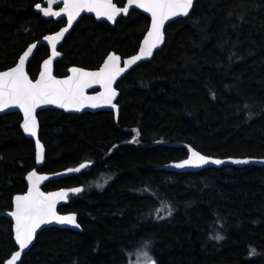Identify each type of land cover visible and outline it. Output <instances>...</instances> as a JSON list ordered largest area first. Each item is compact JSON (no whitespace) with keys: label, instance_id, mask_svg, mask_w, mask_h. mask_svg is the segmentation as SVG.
I'll return each instance as SVG.
<instances>
[{"label":"trees","instance_id":"16d2710c","mask_svg":"<svg viewBox=\"0 0 264 264\" xmlns=\"http://www.w3.org/2000/svg\"><path fill=\"white\" fill-rule=\"evenodd\" d=\"M42 1L0 0V71L64 25L34 11ZM148 24L135 10L112 27L82 17L63 41L54 75L96 69L110 52L133 55ZM164 33L161 50L116 85L117 121L110 112L38 113L40 172L89 166L42 187H83L59 208L77 216L81 231L44 229L22 264H127L146 243L158 264H264V168L159 169L185 159L188 146L214 158H264V0H196ZM47 55L37 48L31 78ZM20 123L17 113L0 116V212L11 210L36 167ZM11 227L0 217V264L15 251ZM217 233L224 239L210 238Z\"/></svg>","mask_w":264,"mask_h":264},{"label":"snow or ice","instance_id":"6c2138e0","mask_svg":"<svg viewBox=\"0 0 264 264\" xmlns=\"http://www.w3.org/2000/svg\"><path fill=\"white\" fill-rule=\"evenodd\" d=\"M63 3V8L59 11L53 10L52 5L57 4L58 0H47V7L40 3L35 8L45 17L67 16L68 26L62 28L54 36H45L44 39L51 45L52 55L43 61L42 70L39 77L33 79L26 71V62L33 54L36 44H31L19 56L15 66L0 71V111L6 108L18 107L24 116L22 128L29 135L37 136V118L36 109L40 105L55 104L59 108H74L79 111L87 106L97 107V101L103 100L104 103L116 108L113 100L118 96V92L113 87L114 82L126 70H130L137 62L144 58L152 57L153 50L157 49L165 41V22L174 17L188 16L193 7L194 0H127L125 7H118L113 0H59ZM135 8L143 9L150 13L151 25L141 42L139 53L123 61V67L120 66L121 57L115 53H109L104 60L103 65L96 71H87L83 68L72 67L69 69L71 75L63 79H58L53 73V60L60 53L56 50L57 38L63 37L73 21L80 16L81 12L87 11L95 13L97 17H104L109 21H115L121 14H130ZM93 84H98L103 89L95 96L85 95V89L91 88ZM190 155L187 159L175 164L177 168L185 166L199 167L209 163L220 165L224 161L202 155L200 152L189 149ZM43 159V145L39 139H36V161L39 163ZM231 159V158H230ZM234 164H248L252 158L231 159ZM264 162V161H261ZM87 164L81 163L77 168H70L69 173L80 172L86 168ZM28 189L23 194H17L13 198V209L9 215L14 219V239L19 246L11 258L5 261V264H17L20 260L22 251L28 249L37 235V230L42 225L56 221L62 225H74L79 228L75 214L57 215V200H66L69 194H79L83 191L81 187L60 189L57 192H43L40 190V183L49 179L47 175H40L36 170L30 171L26 177ZM110 179V178H109ZM103 187V185H97ZM167 214L170 216L172 210L168 206ZM163 219V217H159ZM216 241L224 239L223 234L217 233L210 237ZM148 247L146 243L145 248ZM145 259L143 264H158V262L149 255V252L142 249L140 252ZM250 256L256 255V250L251 249ZM22 264V260H20Z\"/></svg>","mask_w":264,"mask_h":264},{"label":"water","instance_id":"95a60500","mask_svg":"<svg viewBox=\"0 0 264 264\" xmlns=\"http://www.w3.org/2000/svg\"><path fill=\"white\" fill-rule=\"evenodd\" d=\"M113 2L115 3V0H113ZM195 2H196V0H194V3H195ZM40 4H41L42 6H44V7H47V6H48V4H47V0H43ZM126 4H127V0H125V2H124V4H123L122 7H125ZM193 5H194V4H193ZM52 7H53V10H55V11H59L61 8H63V3H62V2H59V0H58V3L52 5ZM122 7H121V8H122ZM132 7L135 9V11L140 12L141 14H143V15L148 19V21H149L148 28H149L150 25H151V15H150V13H146V12H144L143 9L135 8L134 5H133ZM192 8H193V7H192ZM192 8L190 9L189 14H190ZM34 11H35L37 14H39V15L41 16V18H43V19H45V20H52V21H54V22H58V21H61V20L64 21L65 24H64L63 27H61V29H62V28H65V27L68 26V24H67V16H66L65 14H62L61 17H45L42 13H40V12L35 8V6H34ZM130 12H131V11H130ZM84 16L92 17V18H94V20H95L96 22H106L109 26H113V25L115 24V22H116L118 19H120V18H126V17L128 16V14H121L120 16H118V17L116 18L115 21H109V20H107V19L104 18V17H97L95 13H89V12H87V11L81 12L80 16H78V17L73 21V25L69 28L68 32H66V33L64 34L63 37L57 38V47H56V50L60 53V55L57 56V57H55L54 60H53V73H54V64L56 63V61H58L59 59L62 58V53L59 51V49H60V47L62 46L64 39H65V38L67 37V35L71 32V30H72V28L74 27V25H75V24H76V23H77L82 17H84ZM188 16H189V15H188ZM188 16H186V17H185V16L174 17V18H172L170 21H166V22H165L164 32H165V29H166V27H167L168 25H170L171 23H173V22L176 21V20H179V19H185V18H187ZM148 28H147V30H146L144 36L142 37V39H141V41H140V43H139V45H138V48H137L136 52H135L133 55L128 56V57H126V58H123V59L121 58V60H120V66H121V67L124 66V65H123V61H124V60H126V59H128V58H130V57H132V56H134V55H137V54L139 53V49H140V46H141V42L143 41V39H144V37H145V35H146L147 31H148ZM61 29H59L58 31H56V32H54V33H52V34H48V35H45V36H54L55 33L59 32ZM45 36H44V37H45ZM44 37H42L41 39H39L38 41H36V42H34V43H31V44H36V48L33 50V54L29 57V60L26 62V71H27V67H28L29 62H30V60L32 59V57L34 56V54H35V52H36V50H37L38 47H46V48L48 49L49 53H48V57H47L46 59H48V58L52 55L51 45L48 43V41H46V40L44 39ZM31 44H29V45H31ZM163 44H164V43H162L157 49H154V50H153V56H154V54H155L156 52H158L159 50H161V48L163 47ZM29 45H28V46H29ZM28 46L24 49V51L28 48ZM24 51H23V52H24ZM23 52H22V53H23ZM22 53H21V54H22ZM110 53H114V52H110ZM21 54H20V55H21ZM107 56H108V55H107ZM107 56H106V57H107ZM118 56H119V55H118ZM153 56H152V57H153ZM106 57H105V59H106ZM152 57H148V58H144V59H142L141 61L137 62V64H136L135 66H133L130 70H132L134 67H136L137 65H139V64H141V63H144V62H148V61H150V60L152 59ZM18 59H19V57H18ZM18 59H17L16 62H18ZM46 59H44V60H46ZM105 59H104V60H105ZM44 60H43V61H44ZM104 60H103V62L101 63V65L99 66V68L103 65ZM42 64H43V62H42L41 65H40L39 72H38L36 78L39 77V73H40V71L42 70ZM14 66H15V65H14ZM73 67H76V66H73ZM70 68H72V67H70ZM70 68H69V69H70ZM79 68H80V67H79ZM99 68H98V69H99ZM69 69H68L67 75L62 76V77H58V76H56V77H57L58 79H63V78H65L66 76L71 75V73L69 72ZM83 69H84V68H83ZM98 69H95V70H88V69H85V70H87V71H96V70H98ZM130 70H126L125 73H123L120 77H118L117 80L114 82L113 87L116 88V85L118 84V82H119V81H120V80H121V79H122V78H123V77H124L129 71H130ZM3 71H4V70H3ZM36 78H35V79H36ZM116 90H117V89H116ZM102 91H103V89L100 87V85H98V84H93L91 88H87V89H85V95H88V96H95V95H97V93L102 92ZM117 92H118V96H119V91L117 90ZM118 96L116 97V99L113 100V103H115L116 105H117V99H118ZM97 104H98V106L95 107V108L86 105L85 107L81 108L79 111H77V110L74 109V108L62 109V108H59V107H58L57 105H55V104H51V105H40V106L36 109V118H37V123H38V127H37V136H36V137H33V136L29 135V134L26 133V132L24 131V129L22 128L21 125H22V123H23L24 116H23V112H22L18 107L6 108V109H4L3 111H0V116L5 115V114H11V113H17V114H19V116H20V118H21L20 129H21V131H22L24 137H25L26 139L30 140V141L33 143V145H34V151H35V166H36L34 170H36V171L38 172V174H40V175H47V176L49 177V179H47V180H45V181H42V182L40 183V186H39V187H40V190H41V191L47 193L46 191H44V190L42 189V187H43L44 185H46L47 183L52 182V181H57V180H60V179H65V178H68V177H71V176H75V175L79 174L82 170H84L85 168L82 169L80 172H74V173H69V172L67 171L68 169L63 170V171H61V172L54 173V174H46V173H42V172H40V170H41V168H42V166H43V164H44L45 148H44L43 143L39 140L40 143L43 145V159H42L39 163H37V161H36V139H37V138L39 139V121H38V117H37L38 113H40V112H42V111H45V110H58V111H62V112H64L65 114L81 115V114H83V113H95V112H100V111H108V112H112V113H113V115H114V119L117 121V118H118V105H117L116 108H112L111 105H108V104L104 103V101H103L102 99H101V100H98V101H97ZM190 148H191V147H189V146L187 147V152H188V154H187V157H186L185 159H187V158L189 157V155H190V151H189ZM191 149H193V148H191ZM193 150H194V149H193ZM195 151H196V150H195ZM202 155H203V154H202ZM212 158H214V157H212ZM185 159H183V160H185ZM214 159H220V160L224 161V163H222V164H220V165H216V164H211V163H209V164H207V165H202V166H199V167H194V166H185L184 168H177V167H175V164H177V163L183 161V160H181V161H174V162H169V163H167V164H164V165L160 166L159 169L164 170V171H167V172H173V173H196V172H199V171H201V170L208 169V168L218 169V168H222V167H230V166L237 167V168H243V167H245V166H254V167L264 168V162H261V161H264V158H252V162H250V163H248V164H234V163L231 162V159H244V158H231V159H230V158H214ZM85 164H87V167L89 166V163H85ZM77 167H78V166H77ZM77 167H75V168H77ZM32 171H33V170H32ZM28 173H29V172H28ZM28 173H27V174H28ZM27 174L25 175V185H26V190H25V192H26L27 189H28V181H27V179H26ZM78 187H81V186H78ZM81 188H83V187H81ZM60 189H68V188H60ZM60 189H58V190H54V191H49V192H57V191H59ZM25 192H24V193H25ZM22 194H23V193H22ZM79 194H80V193H79ZM70 195H78V194H71V193H70L69 196H70ZM15 196H16V195H15ZM15 196H13V198H14ZM13 198H12V201H11V210L13 209ZM67 203H68V199H66V200H57V202H56V212H57V215H68V214H74V213H65V214H62V213L59 212V208L62 207L63 205H66ZM11 210L6 211V212H0V217H3V218H5V219H7L8 221L11 222V225H12V227H11V231H12V240H13V243H14V245H15V251H18V250H20V249H19V246L15 243V239H14V223H15V221H14V219L9 215V212H10ZM76 221H77V216H76ZM77 223H78V221H77ZM49 228L67 229V230H71V231H74V232H75V231H76V232H80V231H81V227L77 228V227H75L74 225H62V224L57 223L56 221H52V222H50V223H47V224H45V225H42L41 228L37 230V235H38L41 231H43L44 229H49ZM37 235H36V237H37ZM36 237H35V239H36ZM35 239L33 240V243L29 246L28 249H25V250L22 251V255H21L20 260L22 259L23 255H25V254L31 249V247H32L33 244H34ZM15 251H14V252H15ZM14 252H13V253H14ZM13 253H12V254H13ZM12 254L9 256V258H11ZM9 258H8V259H9ZM8 259H7V260H8ZM20 260L17 261V264L20 263ZM4 264H5V263H4Z\"/></svg>","mask_w":264,"mask_h":264},{"label":"rangeland","instance_id":"374dc122","mask_svg":"<svg viewBox=\"0 0 264 264\" xmlns=\"http://www.w3.org/2000/svg\"><path fill=\"white\" fill-rule=\"evenodd\" d=\"M144 249L149 252V255H151L149 248H145V246L138 248L133 255L130 257V261H128L127 264H143L144 257L140 255L141 250Z\"/></svg>","mask_w":264,"mask_h":264},{"label":"flooded vegetation","instance_id":"af4514ba","mask_svg":"<svg viewBox=\"0 0 264 264\" xmlns=\"http://www.w3.org/2000/svg\"><path fill=\"white\" fill-rule=\"evenodd\" d=\"M125 2V1H124ZM116 4V3H115ZM124 4V3H123ZM117 5V4H116ZM122 7V6H121ZM84 17H87V16H84ZM92 18V17H91ZM93 20H94V18H93ZM50 21H52V20H50ZM62 21V20H61ZM61 21H58V22H61ZM95 21V20H94ZM52 22H54V21H52ZM96 22V21H95ZM56 23V22H55ZM63 23L65 24V22L63 21ZM97 23H99V22H97ZM103 23H106V22H103ZM107 24V23H106ZM64 26V25H63ZM62 26V27H63ZM112 27V26H111ZM61 29V28H60ZM59 30V29H58ZM57 30V31H58ZM56 32V31H55ZM54 33V32H53ZM50 34H52V33H50ZM48 35V34H47ZM44 37V36H43ZM41 39V38H40ZM46 48V47H45ZM61 48V47H60ZM47 49V48H46ZM60 50V49H59ZM47 51H48V49H47ZM48 53H49V51H48ZM47 57H48V55H47ZM46 57V58H47ZM45 58V59H46ZM105 59V58H104ZM43 62V61H42ZM101 65V64H100ZM71 67H73V66H71ZM77 67V66H76ZM70 68V67H69ZM68 68V69H69ZM81 68V67H80ZM99 68V67H98ZM98 68H96V69H98ZM68 69H67V72H68ZM84 69H86V68H84ZM88 70H95V69H88ZM67 75V74H66ZM100 112H108V111H100ZM96 113H99V112H95V113H83V114H96ZM110 113H112V112H110ZM83 114H81V115H83ZM71 115V114H70ZM78 116V115H77Z\"/></svg>","mask_w":264,"mask_h":264}]
</instances>
